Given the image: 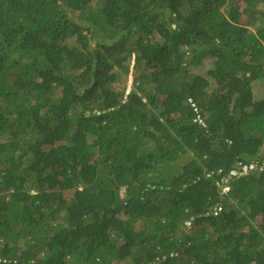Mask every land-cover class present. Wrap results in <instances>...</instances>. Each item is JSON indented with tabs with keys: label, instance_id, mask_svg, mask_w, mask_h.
Returning <instances> with one entry per match:
<instances>
[{
	"label": "trees",
	"instance_id": "obj_1",
	"mask_svg": "<svg viewBox=\"0 0 264 264\" xmlns=\"http://www.w3.org/2000/svg\"><path fill=\"white\" fill-rule=\"evenodd\" d=\"M263 86L264 0H0V264H264Z\"/></svg>",
	"mask_w": 264,
	"mask_h": 264
},
{
	"label": "rangeland",
	"instance_id": "obj_2",
	"mask_svg": "<svg viewBox=\"0 0 264 264\" xmlns=\"http://www.w3.org/2000/svg\"><path fill=\"white\" fill-rule=\"evenodd\" d=\"M211 67V64H210V61L208 60H205V59H202V61L200 63L197 64V66L191 71V74L194 75V76H198V77H201L203 79H207V71L210 69ZM121 84V83H120ZM132 84H133V76L132 75H129L128 77V80L126 81V84H125V87L126 88V93H128V91L132 88ZM258 92L261 94L262 92H264V86L260 89H258ZM264 94V93H262ZM249 169L251 168H243L242 169V173L243 174H246L248 173ZM234 175H236V173H232ZM227 182L224 181L223 184L225 185ZM223 191H225L226 189L225 188H222ZM258 224V223H256Z\"/></svg>",
	"mask_w": 264,
	"mask_h": 264
}]
</instances>
